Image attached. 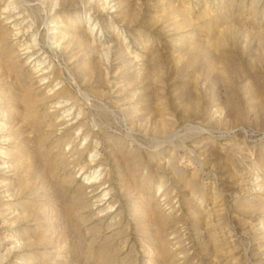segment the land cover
Masks as SVG:
<instances>
[{
	"label": "rangeland",
	"instance_id": "rangeland-1",
	"mask_svg": "<svg viewBox=\"0 0 264 264\" xmlns=\"http://www.w3.org/2000/svg\"><path fill=\"white\" fill-rule=\"evenodd\" d=\"M0 264H264V0H0Z\"/></svg>",
	"mask_w": 264,
	"mask_h": 264
}]
</instances>
